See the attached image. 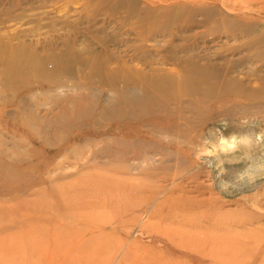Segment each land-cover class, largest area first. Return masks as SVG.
I'll list each match as a JSON object with an SVG mask.
<instances>
[{"label":"rangeland","instance_id":"rangeland-1","mask_svg":"<svg viewBox=\"0 0 264 264\" xmlns=\"http://www.w3.org/2000/svg\"><path fill=\"white\" fill-rule=\"evenodd\" d=\"M202 1L207 9H215L218 21L227 13L237 18L236 24L248 23L245 18L264 24V0ZM193 2L0 0V37L4 42L25 41L40 53H46L50 43L61 50L69 41L81 52L89 47L90 51L111 48L120 57L135 53L140 65L155 62L153 66L168 73L175 70L166 59L172 38L181 36L188 48L223 46L227 52L248 40L246 36L211 33L210 25L198 26L203 20L200 13L197 25L186 26L185 22L180 30L177 21L164 19L174 16L168 13L171 9L180 11L183 3L192 6ZM127 12L132 17L127 18ZM141 19L150 21V31H173L147 35V24L135 26ZM64 69L67 71L62 74L61 68L54 79L89 86L90 90L82 91L94 93L103 108V104L109 106L103 72L89 78V68L78 64ZM48 86H34L39 89L32 95L0 90V162L8 165L5 170L0 167V264H264V123L256 129L257 135L263 134L259 138L263 143L257 145L261 150L256 147L253 158L245 160L240 129L234 132L218 122L211 136L201 127H191L193 138L161 133V141H157L155 132L164 123L147 115L139 127L146 140L154 136L156 142L151 143L158 154L152 150L141 160L131 156L129 164L143 167L118 174L116 181L126 186L113 193L105 185L81 188L78 183L89 181L91 175L108 178L104 171L109 153L104 149L112 133L120 134L122 126L102 119L73 130V136L63 134L64 141L56 145L41 146L36 131L28 129L23 120L46 111L51 116L59 110L58 94L53 90L44 94ZM22 111L33 116H22ZM175 123L184 121L171 124ZM112 126L116 130H110ZM199 132L201 136H197ZM220 135L226 140L220 141ZM222 145L230 147L236 161L216 155ZM232 165L238 167L231 169ZM214 236L232 244L212 250L215 242L209 237Z\"/></svg>","mask_w":264,"mask_h":264},{"label":"bare ground","instance_id":"bare-ground-1","mask_svg":"<svg viewBox=\"0 0 264 264\" xmlns=\"http://www.w3.org/2000/svg\"><path fill=\"white\" fill-rule=\"evenodd\" d=\"M206 4L202 0L200 2L194 0L192 6L183 3L180 11H175L173 8L168 12L170 15L173 14L174 16L171 15L173 17L168 16L164 19H167L166 22L171 19L177 21L178 30H180V27L185 25H197L196 16L200 13L203 20L198 26L210 25L211 33L233 37L246 36L248 40L242 46H231L230 52H227L222 50L223 46H209L204 49L188 48L182 44L184 39L181 36L176 39L172 38L166 59L173 62L175 70L168 73L158 66H153L155 62L145 61L140 65L141 60L137 59L135 53L120 57L109 51L111 48L90 51L89 47H85L86 51L81 52L77 51L74 43L70 41L65 43L61 50L58 45L50 43L47 46V52L40 53L34 45L25 41L4 42V39L0 37V90L13 93L27 92L32 95L39 89L35 90L34 86L43 87L49 84L46 89H43L46 91L44 94H48L50 90L58 94L55 96L56 104L59 105L58 111L52 113L51 116H49L50 112L46 111L41 116L34 115L31 120H23L28 129L36 131L43 147L56 145L63 140L61 137L63 134L73 136V130L79 129L84 124L93 125L102 119L122 126L118 128L120 134L114 136L115 134L112 133L113 137L109 138L110 140L106 142L107 147L104 149L109 153L107 171H104L107 172L108 178L101 179L98 175L95 177L91 175L89 181L86 179L78 183L81 188L92 186L102 188L101 186L105 185L113 193L122 187L121 185L126 186L125 183L116 181L118 174L132 171L136 167L138 169L143 167L138 164H129L128 159L131 156H134V160H141L146 155H150L152 150L158 154L156 145L151 143V140H155L154 136L150 141L146 140L139 127L142 125L141 119L150 114L156 117L157 120L154 121L164 123L155 132L157 141L161 133L189 135L193 138L195 135L191 134V127H201L204 131L206 130L208 136H211L215 134L218 122L222 123V128L227 126L232 131L240 129L242 131L239 141L241 152L245 160H251L257 145L263 143L259 142V138L264 134L261 132L262 135H257L256 131L257 127L264 123V24L261 26L246 18L245 21L248 23L236 24L237 18L227 13L218 21L215 19L217 14L215 9L211 7L207 9ZM127 13V18L132 17L129 12ZM186 15L190 16L186 18ZM214 19L215 22L212 24ZM185 22L187 23L183 25ZM144 24H147L145 27L147 35H162L173 31V28H161L157 32L150 31L148 29L150 21L146 22V19L138 20L135 26H144ZM171 35L175 36L173 32ZM180 49L185 54H181ZM236 52L240 54L239 57L232 55ZM86 53H90V56H85ZM117 62H119L117 66H112ZM73 64L74 68L75 64L89 68V78L102 75L103 72L105 85L109 87V106L103 104V108L94 93L82 91L85 88L90 90L89 86L74 84V87L64 82L62 78L54 79L61 68H63L61 73L64 74V71H67L64 68H73ZM67 90L71 93H66ZM60 91H63L64 95ZM184 97H187V101L182 100ZM21 114L22 116H33L23 111ZM177 120H182L184 123L171 124ZM128 126L131 127L128 128ZM37 127L41 129L37 130ZM115 128L112 126L110 130ZM201 135L200 132L197 134V136ZM222 140H226L225 135L220 137V141ZM215 144L214 146L217 147ZM221 147V150L217 149L218 157H232L236 161V154L230 153L229 146L222 145ZM6 166L8 167L7 163L1 160V169ZM236 167L238 166L232 165L231 169ZM140 172L143 174L144 171L140 170ZM190 220L193 221L191 217ZM223 238L209 237L215 242L212 244V250H224L227 244H232Z\"/></svg>","mask_w":264,"mask_h":264}]
</instances>
